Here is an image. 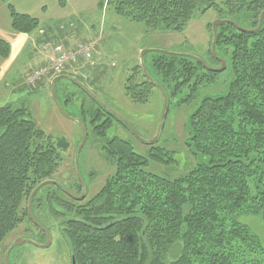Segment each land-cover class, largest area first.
I'll return each instance as SVG.
<instances>
[{"label": "trees", "instance_id": "obj_1", "mask_svg": "<svg viewBox=\"0 0 264 264\" xmlns=\"http://www.w3.org/2000/svg\"><path fill=\"white\" fill-rule=\"evenodd\" d=\"M0 1L6 4L13 33L38 30L37 19ZM105 7L144 24L148 32L182 33L209 10L251 31L258 26L264 0H106ZM57 47L77 59L65 62L53 78L68 76L65 66L85 60L78 54L79 44L74 53ZM215 53L231 75L225 93L216 97L200 95L217 73L187 57L149 55L148 76L162 88L168 106L191 109L184 146L195 165L187 174L169 180L150 172L152 164L170 165L174 159L156 144L145 145L147 153L139 154L114 137L101 147L114 171L96 195L76 202L55 185L34 195L33 218L46 231H60L75 264H264L258 238L237 220L252 215L264 221V19L255 33L220 25ZM9 55V44L0 40V59ZM154 89L140 66L124 85L135 104L147 103ZM82 94L92 108L81 103L79 120L104 140L118 119L86 91ZM73 96L65 90L64 103ZM61 162L56 145L37 129L28 110L0 108V245L22 223L35 229L28 199L40 183L54 180ZM61 185L74 196L81 191L77 179Z\"/></svg>", "mask_w": 264, "mask_h": 264}, {"label": "rangeland", "instance_id": "obj_2", "mask_svg": "<svg viewBox=\"0 0 264 264\" xmlns=\"http://www.w3.org/2000/svg\"><path fill=\"white\" fill-rule=\"evenodd\" d=\"M6 1L17 13L37 18L39 28L31 35L13 33L6 4L0 1V40H5L10 47V55L0 59V80L3 79L5 84L15 89L17 79L23 82L24 77L25 85L34 88H27L29 92L24 88L23 91L15 93L9 101H6L8 98L3 93L0 103L4 104L2 106L24 107L28 110L37 129L51 138L56 145L62 162L52 181L70 186L77 179L73 167L75 152L81 141V128L76 121L79 120L81 103L85 109L92 108L82 94L84 88L94 93L95 99L116 113L134 131L133 133L125 130L113 123L106 132V138L101 140L89 125L83 128L85 141L77 155V163L87 199L100 191L106 178L114 171L113 164L101 148L108 139L117 137L129 142L137 153L146 154L148 147L137 140V137L149 141L156 135L163 109L159 91L152 90L145 104L132 103L124 91L126 79L135 67L140 66L142 53H145L144 71L147 76L151 74L148 61L149 55L152 54L145 52L148 50L192 56L208 67L218 68L210 60V56L214 60L220 59L218 53L213 57L208 52L211 42L208 26L223 18L213 10L195 17L182 33L160 30L148 32L144 24L133 23L115 15L105 7L106 0ZM45 32L51 39L45 38ZM78 44L88 48L87 53L90 56L88 60H79L77 64H73L75 66L64 67L68 77L76 81L61 79L57 84L56 81L55 100L50 89L55 75L43 74L32 83L28 82L33 71L50 67L49 59L53 56L55 46L61 45L65 51L74 53ZM69 61L67 59L65 64ZM217 74L214 83L205 85L202 89L200 97H216L225 93L231 75L227 70ZM141 79L140 76L139 81ZM11 87L8 91L13 93ZM65 90L67 95H74L68 105L64 103ZM190 111V107L168 106L155 147L170 154L174 162L170 165L152 164L150 172L173 180L187 174L195 165L194 159L184 146L188 133L184 124ZM237 220L251 230L264 249L262 218L242 215ZM36 233L37 231L26 222L12 231L0 245V264H4L5 251L17 239L42 243ZM48 233L49 247L40 248L30 243L17 246L8 256V264H69L68 249L56 228H49Z\"/></svg>", "mask_w": 264, "mask_h": 264}, {"label": "water", "instance_id": "obj_3", "mask_svg": "<svg viewBox=\"0 0 264 264\" xmlns=\"http://www.w3.org/2000/svg\"><path fill=\"white\" fill-rule=\"evenodd\" d=\"M263 19H264V11L261 12V14L259 16V21H258L257 28L254 29V30H251V31L250 30H245V29H242V28L238 27L235 23H233L230 20H219V21H216L215 23H213L211 25V36H212V38H211V43H210V52H211L212 56L215 57L216 31H217V28L220 25H222V24L231 25L236 30H238V31H240L242 33H255V32H257L261 28ZM145 52H147V53L148 52L149 53H162V54H166V55H173V56H179V57H187V58H190V59L196 61L197 63H199L203 67V69H205L206 71L211 72V73H221V72L224 71V69L226 67L224 60L218 59V58H215V59L218 62V64L220 65V67L219 68H210L206 64H204V62H202L201 60H199V59H197L195 57H192V56H188V55L172 54V53H167V52H162V51H156V50H148V51H145ZM144 55H145V53H142V55L140 57V67H141L142 71L144 72L143 75L145 76V78L148 79L151 82V84L161 93V96H162V99H163V109H162V113H161V117H160V121H159V124H158V127H157V132H156L155 137L152 140H149V141H144V140L138 138L137 136L136 137H137V140H139L141 143H143L145 145H154V144H156L158 142V139H159V136H160V132H161V129H162V125H163V122H164V119L166 117L167 110H168V102H167V97H166L165 93L163 92L162 88L158 84H156L153 80H151L150 77H148L147 74L145 73V71H144V63H143ZM60 79L75 80V79L70 78L68 76H56L55 78H53L52 81H51V84H50L51 96L53 97V99H54V84H55L56 81H58ZM84 91H86L89 95H91L92 98H94V95L88 89H85L84 88ZM98 102H100V101H98ZM61 111H63V110H61ZM110 112H112V115L118 117L117 119H120L119 116L116 115V113H114L113 111H110ZM76 122L79 124V126L81 128V141H80V144H79L78 149L75 152V157H74L75 174H76L77 179H78V181L80 183V186H81V194H80V196L76 197V196L72 195L60 183H58L56 181H52V180L44 181V182L40 183L37 187H35V189L32 191V193H31V195H30V197L28 199V202H27V213H28V217L31 220V222L33 223V225L37 229H39L40 231H42L46 235V243L44 245H40V244L34 243V242L30 241V240L17 239L5 251V253H4V264H8V256L11 253V251L15 247L20 246L22 244L30 243V244H32L34 246H37V247H40V248H47V247L50 246V236H49V233L42 226H40L35 221V219L32 216V213H31V202H32V199H33L34 195L42 187L47 186V185H55L59 189H61L69 198H71V199H73L74 201H77V202H80V201H82L85 198V187H84V184H83V182H82V180L80 178L79 171H78V163H77V155H78L79 151L81 150V148H82V146L84 144V141H85V133H84V130H83V127H82V124H81L80 120H77ZM122 123L130 131H132L134 133V131L132 130V128L130 127V125H127L124 122H122Z\"/></svg>", "mask_w": 264, "mask_h": 264}, {"label": "built area", "instance_id": "obj_4", "mask_svg": "<svg viewBox=\"0 0 264 264\" xmlns=\"http://www.w3.org/2000/svg\"><path fill=\"white\" fill-rule=\"evenodd\" d=\"M78 54L79 56H81L82 58L88 60L87 58H89V54L87 53L89 50L88 48H84V46H79L78 49ZM76 55H65L64 53H62V49L60 47L55 48V55L54 57L51 59V64L49 68H42L38 71H33L31 73V78L28 80L29 83H32L34 80L39 79L41 75L43 74H49V73H57L61 70L62 66L64 65V63L68 60L71 61H75L76 60ZM91 58V57H90Z\"/></svg>", "mask_w": 264, "mask_h": 264}, {"label": "crops", "instance_id": "obj_5", "mask_svg": "<svg viewBox=\"0 0 264 264\" xmlns=\"http://www.w3.org/2000/svg\"><path fill=\"white\" fill-rule=\"evenodd\" d=\"M37 19V18H36ZM38 20V19H37ZM47 35V36H46ZM45 38L46 39H51L50 38V35L47 33V32H45ZM5 41V40H4ZM27 76V74L25 75V77ZM23 82L22 81H20V80H18L17 79V81H18V84L16 85V88L15 89H13L11 86H9V85H7V84H5V82H4V80L2 79V80H0V97L3 95V93L7 96V98H8V100H6V101H9L11 98H13V96H14V94L15 93H17V92H20V91H23L24 90V88L25 89H34V88H29V87H27V85H25V83H24V77H23ZM39 85H40V83H39ZM9 87H11L12 89H13V93H10L9 91H8V88ZM28 89H27V91H28ZM29 92V91H28ZM5 103H7V102H5ZM2 105H4V104H2V102L0 103V108H2V107H4V106H2Z\"/></svg>", "mask_w": 264, "mask_h": 264}, {"label": "flooded vegetation", "instance_id": "obj_6", "mask_svg": "<svg viewBox=\"0 0 264 264\" xmlns=\"http://www.w3.org/2000/svg\"><path fill=\"white\" fill-rule=\"evenodd\" d=\"M118 118V117H117ZM121 119H118L117 121H115V123L117 124V125H119V126H121L122 128H124L125 130H127L124 126H123V121L121 120ZM79 182V181H78ZM80 184V183H79ZM80 194H81V191H80V193L79 194H77L76 195V197H78V196H80ZM85 197H86V195H85ZM71 199V198H70ZM85 199V198H84ZM83 199V200H84ZM73 200V199H72ZM82 200V201H83ZM74 201V200H73ZM77 202V201H76ZM81 202V201H80ZM33 224V223H32ZM41 226V225H40ZM35 227V226H34ZM35 230L37 231V233H36V235L37 236H39L40 238H41V242L42 243H38V244H40V245H44L45 243H46V235L42 232V231H40L39 229H37L36 227H35ZM57 230V229H56ZM47 232H49V231H47ZM58 232V235H59V237H60V239L62 240V242L64 243V245L67 247V245H66V243H65V241H64V239H63V237H62V235H61V233H60V231L58 230L57 231ZM45 242V243H44ZM67 249H68V247H67ZM68 253H69V255H68V257H69V264H75V261H74V258H73V256L70 254V252H69V249H68Z\"/></svg>", "mask_w": 264, "mask_h": 264}, {"label": "bare ground", "instance_id": "obj_7", "mask_svg": "<svg viewBox=\"0 0 264 264\" xmlns=\"http://www.w3.org/2000/svg\"><path fill=\"white\" fill-rule=\"evenodd\" d=\"M225 70V69H224Z\"/></svg>", "mask_w": 264, "mask_h": 264}]
</instances>
